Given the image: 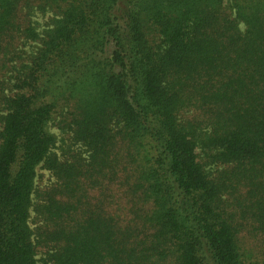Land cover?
Here are the masks:
<instances>
[{
  "label": "trees",
  "instance_id": "16d2710c",
  "mask_svg": "<svg viewBox=\"0 0 264 264\" xmlns=\"http://www.w3.org/2000/svg\"><path fill=\"white\" fill-rule=\"evenodd\" d=\"M0 264H264V0H0Z\"/></svg>",
  "mask_w": 264,
  "mask_h": 264
},
{
  "label": "rangeland",
  "instance_id": "374dc122",
  "mask_svg": "<svg viewBox=\"0 0 264 264\" xmlns=\"http://www.w3.org/2000/svg\"><path fill=\"white\" fill-rule=\"evenodd\" d=\"M50 16H51L50 14L47 15L38 14L34 17L37 28L40 32H43V30H45L50 25ZM241 27L244 28L243 25H241ZM36 45H38V43L35 44V46ZM30 48L34 49L33 47ZM51 130L56 132L57 134H60L59 130L54 126V124L52 125ZM37 181L42 186L49 183L51 181L50 173L47 170L38 167Z\"/></svg>",
  "mask_w": 264,
  "mask_h": 264
}]
</instances>
